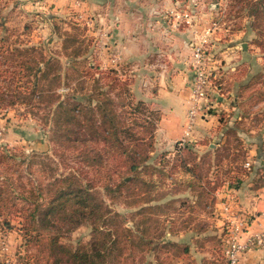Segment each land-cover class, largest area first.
I'll list each match as a JSON object with an SVG mask.
<instances>
[{"label":"rangeland","instance_id":"obj_1","mask_svg":"<svg viewBox=\"0 0 264 264\" xmlns=\"http://www.w3.org/2000/svg\"><path fill=\"white\" fill-rule=\"evenodd\" d=\"M122 2L0 0V13L13 42L41 47L46 54L59 56L64 69L73 61L63 51L66 32H69L79 39L72 41L71 38L68 49L80 50L78 60L104 69H116L122 78L129 79L133 98L143 100L161 119L151 161L167 158L171 163L180 162L179 157H184L182 151L187 145L196 153L201 171L206 175L205 187L193 189L183 181L175 190H165L163 199L151 204L141 203L137 207L126 205L121 197L113 200L102 193L112 210L128 216L129 220L136 214L138 237H148L156 243L148 259L154 264H227L224 253L227 241L240 222L233 219L234 210L231 214H222L218 204L233 201L231 188L243 187L253 166L257 167V172L261 170L259 160L253 163L254 149L260 151V156L264 155V0H130L125 7L126 13H130L135 7L143 6V14L149 19L147 28L155 29L162 38L164 35V41L159 38L156 45L159 51L149 54V62H142L154 63L160 58L174 63L168 72L170 82L166 83L171 93L178 92L176 78L184 71L179 83L183 102L175 103L182 106L183 114L167 113L172 96L160 102L156 101L152 91L147 92L149 88L157 91L156 69L135 67L139 62L121 59L119 48L109 37L108 23L103 21L105 4H110L113 10ZM6 33L0 31V37ZM203 39L207 40L204 49L207 71L211 73V86L206 93L210 97L219 89L225 94L221 104L211 103L208 97L199 103L195 99L196 79L190 59L193 47L201 44ZM147 76H152V84L146 85ZM67 89V85L63 86L62 92ZM193 109L197 110L192 128L186 135ZM0 147H7L15 154L50 153L46 130L25 114L22 105L0 110ZM54 159L58 163L57 158ZM58 168L60 172L64 171ZM170 179L176 181L177 177ZM178 180H184V177L179 176ZM204 188L213 191L207 194ZM140 198L144 197L141 195ZM241 215L247 214L242 212ZM148 216L151 220L146 229L143 222ZM3 222L0 219V264H46V256L38 245L25 241L18 219L12 220L11 228ZM61 232L62 243L76 245L79 241L90 240L92 229L86 222ZM248 232H251L250 228ZM249 234H260L264 238V229ZM164 240L182 247L164 248L158 244ZM142 243L135 247L139 256L147 254L146 244ZM262 247L264 241L254 244L241 257Z\"/></svg>","mask_w":264,"mask_h":264},{"label":"trees","instance_id":"obj_2","mask_svg":"<svg viewBox=\"0 0 264 264\" xmlns=\"http://www.w3.org/2000/svg\"><path fill=\"white\" fill-rule=\"evenodd\" d=\"M2 30L7 33L0 37V110L24 106L25 114L46 130L50 153L15 154L0 147V219L10 228L18 219L25 241L38 245L46 264H154L147 256L156 243L138 237L136 214L129 220L112 210L102 193L137 207L163 199L165 190L183 181L193 189L205 187L196 153L187 145L180 162L151 161L159 114L133 98L129 79L118 70L78 60L80 50L68 51L78 36L66 32L63 51L73 61L64 69L59 56L13 42L0 13ZM150 220L143 222L146 229ZM86 222L90 240L60 241L65 228ZM141 242L144 256L135 252ZM158 244L182 247L169 240Z\"/></svg>","mask_w":264,"mask_h":264},{"label":"crops","instance_id":"obj_3","mask_svg":"<svg viewBox=\"0 0 264 264\" xmlns=\"http://www.w3.org/2000/svg\"><path fill=\"white\" fill-rule=\"evenodd\" d=\"M129 2L127 0H123L118 8L113 9L114 11L111 9L110 4H105L103 21L108 23L111 32L109 37L113 39L116 43V47L119 48L121 59H126L127 62H139L135 65V67L150 66L153 69H156L155 72L157 77L155 78V82L157 85V91L149 88L147 92L152 91L156 101L160 102L162 99H168L172 96V100L169 101L171 104H168L169 108H167V113L183 114V110L181 109L182 106L175 103L177 101L179 102V100L181 103L183 102V94H180L182 86L179 83L182 82V74H184V71H181L176 78V88L178 89V92L173 91V93H171V90L167 89L166 83L170 82L168 81V72L174 63H170L167 60H161L160 58L154 63L145 64L142 62V60L149 62V54L153 51L158 52L160 49L156 46L158 45L159 38L161 41H164L165 37L162 34V38L158 32L154 31L155 29L151 31L147 28L149 19L143 14L144 9L141 8L143 6H140L139 8L135 7L133 12L126 13L127 11L125 7L129 4ZM147 77L148 79L145 82L146 85H148V83L152 84V76ZM185 95L187 96V94ZM224 97L225 94L220 92L218 89L214 94H212V96L208 97V99L213 104H219L225 99ZM213 117L214 119L216 118L215 114ZM160 123L161 119L159 121L157 132L161 128L162 124ZM254 151L256 156L253 163H256V161L259 160L260 165L262 166L261 170L257 172V167L253 166L251 168L252 172L250 173V176L247 175L246 177L247 182L244 186L237 189L231 188V193H233L231 198H233V201L221 202L218 204L221 208L222 214L223 212L231 214V211L234 210L235 217L233 219L238 222H244V227L248 229L250 228L251 232L247 231L248 235H250L249 233L258 231L259 228L264 229V155L260 156V151L258 149H254ZM258 179L261 180L259 181ZM242 212L246 213L247 217L245 215H241ZM231 218H229L230 222H232V220H230ZM259 223L260 225H258ZM240 264H264V247L260 249L255 248L246 253V255L242 257Z\"/></svg>","mask_w":264,"mask_h":264},{"label":"built area","instance_id":"obj_4","mask_svg":"<svg viewBox=\"0 0 264 264\" xmlns=\"http://www.w3.org/2000/svg\"><path fill=\"white\" fill-rule=\"evenodd\" d=\"M206 39H203L201 44H196L193 47L191 54L190 65L193 67L196 83L194 84L195 99L198 101L205 100L208 97L206 93L207 88L211 86L210 75L211 73L207 71V56L204 49V44ZM194 79V80H195ZM195 82V81H194ZM201 105L198 104V110H200ZM197 109H193L189 115V120L187 122V129L185 134L188 135L190 129L192 128L194 114ZM245 223L240 222L238 226L234 228L230 235V240L227 241L225 248V256L227 259V264H240L241 256L248 249L252 248L256 243H262L264 241L263 235L257 234L256 236L246 235Z\"/></svg>","mask_w":264,"mask_h":264},{"label":"water","instance_id":"obj_5","mask_svg":"<svg viewBox=\"0 0 264 264\" xmlns=\"http://www.w3.org/2000/svg\"><path fill=\"white\" fill-rule=\"evenodd\" d=\"M244 48H246V46H244Z\"/></svg>","mask_w":264,"mask_h":264}]
</instances>
